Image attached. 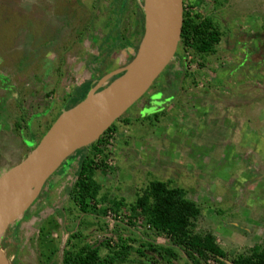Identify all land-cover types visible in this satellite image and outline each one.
Returning <instances> with one entry per match:
<instances>
[{
  "label": "rangeland",
  "instance_id": "rangeland-1",
  "mask_svg": "<svg viewBox=\"0 0 264 264\" xmlns=\"http://www.w3.org/2000/svg\"><path fill=\"white\" fill-rule=\"evenodd\" d=\"M92 1L0 0V46L8 53L0 49L1 60L8 58V67L16 58L11 60L12 53L23 51L28 58L23 60L22 88L35 106L22 122L24 138L38 132L39 141L62 111L106 86L138 48L146 24L145 0H99V8ZM186 1L197 5L193 11L201 18L215 19L222 32L216 53L197 61L204 64L199 69L189 65L195 69L178 98L169 99L172 91L164 92L170 104L161 112L160 105L155 106L154 113L161 116L152 115L153 124L144 116L153 112L146 95L126 111L123 118L129 123L118 122L109 141L110 154L104 161L109 169L97 171L94 179L102 194L123 198L127 207L151 180L184 189L186 198L201 210L195 231L212 234L227 253L226 262L233 264L237 254L264 240V0ZM161 80L162 75L149 93L160 88ZM37 113L33 120L31 115ZM31 150L23 147L8 166L0 165V175ZM76 166L75 158L68 160L46 183L40 197L44 204L37 208H45L41 216L31 213L35 203L1 234L0 249L8 263L61 264L62 252L87 244L98 247L104 258L109 252L98 245L107 242L117 250L120 238L143 250L144 257L168 264L140 244L148 236L158 244L167 239L152 236L139 219L128 226L129 208L117 220L111 212L97 217L78 211L67 195ZM55 210L60 213H55L54 223L67 229H59L61 234L52 242L56 229H50L48 216ZM133 238L138 241L130 242ZM131 258L146 259L134 253ZM184 263V258L171 262Z\"/></svg>",
  "mask_w": 264,
  "mask_h": 264
},
{
  "label": "trees",
  "instance_id": "trees-1",
  "mask_svg": "<svg viewBox=\"0 0 264 264\" xmlns=\"http://www.w3.org/2000/svg\"><path fill=\"white\" fill-rule=\"evenodd\" d=\"M121 1L119 0V2ZM120 4L118 7H121ZM193 6L183 0V22L178 45V48L187 57H192V62L196 57L213 56L216 53V46L222 38V32L215 26V19L201 18L193 11ZM117 68L119 67L113 68L112 71ZM184 84L185 82L182 86ZM123 116L124 114L112 123L96 141L86 148L77 150L61 165V167L65 166L72 158L76 160L75 182L67 191L72 204L81 214L106 217L107 213L111 212L115 220L124 213L123 209L129 208L130 213L126 217L128 226H133L132 220L139 219L152 236L167 239V243L158 244L148 236V239L140 241V244L141 247H147L146 250L158 255L168 264L175 260L178 261L180 258L185 259L184 264H228L226 262L227 253L219 246L215 237L210 233L195 231V223L201 210L194 202L186 198L184 189L172 187L169 181L151 180L141 192L136 194L134 201L128 207L123 198H111L106 193H101L102 186L94 179V175L97 171L109 169L104 161L110 154L108 146L112 134L117 132L118 122L129 123V120ZM159 116H161L160 113L153 115L156 119ZM146 119L153 124L152 117L147 116ZM157 123L158 121H155L154 124ZM43 192L44 189L41 194ZM129 240L130 242L138 241L136 238ZM119 242L117 250H113L107 242L98 245L105 247L109 252L104 258H100L98 247L91 248L88 244L78 248L72 247L70 251L64 252L62 264H158L154 258L144 257L145 253L140 248L134 249L120 238ZM133 253L146 259L141 261L131 258ZM232 263L264 264V240L254 244L245 253L237 254Z\"/></svg>",
  "mask_w": 264,
  "mask_h": 264
},
{
  "label": "water",
  "instance_id": "water-1",
  "mask_svg": "<svg viewBox=\"0 0 264 264\" xmlns=\"http://www.w3.org/2000/svg\"><path fill=\"white\" fill-rule=\"evenodd\" d=\"M150 1L160 18L157 22L149 14L145 0L143 37L131 61L112 73L120 75L62 111L25 158L0 175V236L33 205L61 165L96 141L141 99L174 59L182 30L183 0ZM155 101L158 103L157 98ZM0 264H9L1 249Z\"/></svg>",
  "mask_w": 264,
  "mask_h": 264
},
{
  "label": "flooded vegetation",
  "instance_id": "flooded-vegetation-1",
  "mask_svg": "<svg viewBox=\"0 0 264 264\" xmlns=\"http://www.w3.org/2000/svg\"><path fill=\"white\" fill-rule=\"evenodd\" d=\"M92 6L95 8H99L100 7L99 0H93ZM0 45H1V43H0ZM12 47H14V45L9 47V48H12ZM0 49L4 50V53L1 52L2 54H8L6 51L7 47L4 48V47L0 46ZM22 52L23 51H21V54L20 53H12L11 54V57H10L11 60H12L13 55H15L16 58H13V60L10 62V65L8 67H7L8 58L6 59V61L3 62L2 61L3 59L1 60V57H0V90L2 91V93L0 95V165L1 166H5V165L8 166L10 164L9 161L11 160V158H14L13 156L16 153H18V151H19V153H20V151L22 152L23 147L27 150H31L32 148H34L35 145L37 144L38 139H39L38 132L36 134L30 133V136L28 138H24V136L22 134L23 133V131H22L23 123L22 122H24V118L26 117L25 115L27 112L30 111V109L32 107L35 106L33 103H30L31 99L28 100V98H31V97H29L28 94L26 95L25 92L23 91V88H22V86H23L22 84H23V80H24V77H23V74H24L23 71L24 70L22 69L24 67V61L23 60H25V61L28 60V58H26V56H23ZM17 54L19 55V57L17 56ZM34 54H37V53H34ZM184 56H186V54L179 49V51L175 55V58L173 59L174 61L170 62V64L161 73L163 80H161V82H160V88H156L154 91H151L150 93H149V91H147V94L145 96V99H146L145 102H146V105L149 109L153 108L152 109L153 112H151V113L146 112L144 115L145 117H147V116L151 117L152 115H154L158 112H161L165 105L170 104L169 99H172L175 96H176V98H178L179 97L178 93L179 94L181 93L183 82L188 81L189 72L193 71L195 68L199 69L200 66L201 67L204 66V64H199V63H197V61L201 60L202 58H206V57H196L195 58L196 61L194 60L192 62V57H189V56L184 57ZM189 65H193V66H195V68L191 70ZM210 69L212 72L215 73V71L212 68H210ZM204 70H206V68H204ZM4 72H6V73H4ZM214 73H212L213 77L216 76ZM110 79H111L110 81H112L114 79V77L111 76ZM110 81H107V85L110 83ZM175 83H177V85H175ZM98 85H100V84H98ZM165 91H167V92L172 91V95L169 96V99H164L162 97L164 95ZM214 91H216V90H214ZM32 96H33V94H32ZM26 97H27V99H26ZM156 98L158 100V104L155 101ZM156 105L157 106L160 105V106H158V109H157L159 111L154 113L156 111V109H155ZM141 108L144 111V107H141ZM37 114L31 115L33 120L38 119L39 114L38 115ZM9 119L14 121L15 124L11 123L9 121ZM20 119H22L23 121H21ZM25 123H26L25 126L27 127V129H29V126H30L29 122L28 123L25 122ZM31 124L33 127L36 126L34 123H31ZM32 130L34 131V128H32ZM5 142H8L10 145H7V143H5ZM16 148H18V151ZM4 152H6V153L8 152L9 156H7V154H5ZM51 178L47 181L48 183L51 181ZM44 192H43V194H44ZM41 199H43V198H40V196H39L38 199L33 203V204L36 203L35 204L36 208H34V211L31 212V213H35V215H38V216H41V212H43V210L45 209V208H43L42 211H37V208L44 204V201H42ZM55 213H60V212L59 211L57 212V210H55V212L51 211L50 216H48V218H49L48 222H49L50 229H52V230L56 229L55 237H51L52 242H54V239H57V237L61 234L60 232L57 233V231L59 229H62V228H64V230L67 229L64 224L58 223L56 225L55 223L57 221H55V223H54L53 219H56ZM65 217H62V219H65ZM34 219L38 220L39 223H40V221H42V217H40V218L34 217ZM52 220H53V222H51ZM15 229H17V228H14V232H15ZM37 229H38V227H37ZM65 251H67V250H65ZM62 253L64 254V252H62ZM62 259H63V257L60 260L61 264H62Z\"/></svg>",
  "mask_w": 264,
  "mask_h": 264
},
{
  "label": "bare ground",
  "instance_id": "bare-ground-1",
  "mask_svg": "<svg viewBox=\"0 0 264 264\" xmlns=\"http://www.w3.org/2000/svg\"><path fill=\"white\" fill-rule=\"evenodd\" d=\"M146 8H147V11L149 12V14L151 16H153L155 18V20L158 22V20L160 18L159 14L155 9L154 4L150 0H146Z\"/></svg>",
  "mask_w": 264,
  "mask_h": 264
},
{
  "label": "clouds",
  "instance_id": "clouds-1",
  "mask_svg": "<svg viewBox=\"0 0 264 264\" xmlns=\"http://www.w3.org/2000/svg\"><path fill=\"white\" fill-rule=\"evenodd\" d=\"M178 51H179V48L177 49V52H178ZM177 52H176V53H177ZM174 58H175V57H174ZM172 61H173V60H172ZM53 122H54V121H53ZM50 126H51V125H50ZM47 130H48V129H47ZM47 130H46V131H47Z\"/></svg>",
  "mask_w": 264,
  "mask_h": 264
}]
</instances>
